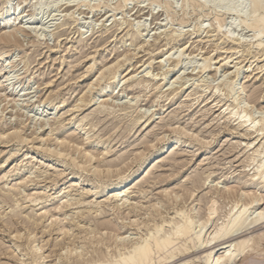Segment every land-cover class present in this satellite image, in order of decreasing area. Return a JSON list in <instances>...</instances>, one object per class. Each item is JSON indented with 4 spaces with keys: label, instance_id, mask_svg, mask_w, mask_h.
<instances>
[{
    "label": "rangeland",
    "instance_id": "1",
    "mask_svg": "<svg viewBox=\"0 0 264 264\" xmlns=\"http://www.w3.org/2000/svg\"><path fill=\"white\" fill-rule=\"evenodd\" d=\"M122 1L0 0V11L8 6L10 23L21 22L25 32L17 33L19 47H8L2 61L16 65L6 92L16 97L0 98V264H37L27 251L28 237L41 247L43 264H70L80 252L79 260L97 258L96 249L114 253L112 241L97 245L100 233L106 237L97 224L110 221L127 240L137 239L145 233L142 225H151L150 206L160 218L173 217L177 205L162 197L170 192L183 210L196 208L198 217L206 199L217 200L212 226L239 199L261 196L247 214L264 212V188L253 179L263 154L251 159L262 150L264 135L238 118L245 110L264 119V54L257 48L264 46V34L255 37L251 0H240L248 8L242 16L232 13L233 6L130 0L120 8ZM204 64L209 67L202 71ZM109 67L111 73L94 85ZM103 86L108 90L98 99ZM15 130L16 139L1 136ZM177 136V150L164 152L158 166H146L122 194L124 206L101 191L103 183L131 175L155 147ZM62 140L70 141L68 150L59 146ZM95 146V158L82 167L83 150ZM193 183L198 189L191 197L179 190ZM35 197L38 202H31ZM258 251L264 252V242ZM258 251L251 255L257 263L264 257Z\"/></svg>",
    "mask_w": 264,
    "mask_h": 264
},
{
    "label": "bare ground",
    "instance_id": "2",
    "mask_svg": "<svg viewBox=\"0 0 264 264\" xmlns=\"http://www.w3.org/2000/svg\"><path fill=\"white\" fill-rule=\"evenodd\" d=\"M128 1L130 0H123L122 3L120 4V8L124 7L126 2ZM184 1H185V4L186 3L196 4L199 6V8H207L209 6V7H212V9L214 8L218 10H221L222 8L225 9L229 6H233L234 9L232 8L233 9L232 13L238 16L244 15L248 10L247 5L245 3L240 2V0H184ZM251 2L253 3L252 5L253 15H254L253 25L259 30V31L257 30L255 37L259 38L261 37L262 34H264V13L258 14V12L260 11L263 12L264 7L260 6V0H251ZM249 4H250V1H249ZM165 5L166 7L170 5L169 0L167 1ZM9 17H10V14H9L8 6H6L4 10L0 11V26H3L2 30H0V45H3V48L5 49L7 48V50L0 49V88H1L0 98L2 99V101H5L6 99L9 100V98H12L9 101H14L15 100L14 98L16 97L14 96V93L9 92V94H6V92L8 93V87L11 84L10 81H13L12 76H10V74L12 75V73L14 72V69L16 68V65L11 61H8L6 65H3L2 61L6 62V59L9 56L8 47H19V42H18L19 38L17 39L18 37L17 33L24 32V27L18 26V25H21V22L18 23L17 25H14L15 23H10ZM41 28H43V26ZM136 28H137L136 29L137 31L138 27ZM132 29H135V27ZM201 29L202 28L200 27L197 28L196 32L201 31ZM92 30L93 28H91L90 31ZM132 31L135 32V30H132ZM178 36H180V33H178ZM227 38L229 39V37ZM231 41H236V40L234 39ZM257 48L263 51V54H264L263 45L257 44ZM208 67H209L208 64H204V66L200 67L201 68L200 70L203 71ZM110 70H112V67L107 68L103 72L102 71L99 72V76L97 77V81L94 85H98L100 83L102 78L105 76L106 71L111 73ZM128 75L129 74L124 76L123 79H125ZM13 89L14 88H12V90ZM107 90H108V87L106 86L105 87L103 86L102 88H100L99 95L97 96L98 99H101L104 96V94H106ZM20 91H18V93ZM1 93H4V94L2 95ZM79 101L81 103L85 102L82 98L79 99ZM76 108H79V105H77ZM45 112L46 110L44 109V107L40 109L39 110L40 116L43 115V113ZM232 114L238 115L237 111L235 110L232 111ZM36 115L37 114H35V116ZM238 116L240 120L239 124H242V125L249 124L248 128L256 129L255 130L256 132L260 133V135H264V119L263 118L261 119L253 118L250 112L245 111V110H243L242 113L239 114ZM137 122L138 120H135L134 123L136 124ZM45 123L46 122L42 121L41 125L43 126L45 125ZM78 127L80 126L77 125L76 128ZM17 134L18 133L15 130V131H12L11 134L2 133L1 136L2 137L7 136L6 137L7 139L9 138L16 139ZM179 137L180 136L174 137L172 140L165 142V143L162 142L160 146L155 147V149L159 150V152L156 153V150H155V153H153L152 156L144 160H141L140 165H138V168L134 172H132L131 175L125 178H122V179L119 178L120 180L118 179L119 181H117L116 183H108V182L103 183L100 186L101 191L106 192L108 194L109 193L114 194L110 197V200H113L114 202H122L123 201L122 198H124L125 196L122 194L126 192V189H128V187H130L132 184H134L136 181L140 179V177L146 170V166L148 165L149 167L155 166V165L158 166L161 162L160 159L163 154L170 152V151L173 152L177 150L176 147L179 144V139H180ZM69 139L70 141H72L73 137L70 136ZM86 140H88V138L85 139V141ZM70 141L62 140L60 141L59 146L62 147V149L66 148L68 150ZM94 142L96 146H98L100 143V141H97V142L94 141ZM96 146L91 147L89 150H86V149L83 150V153L81 154L82 155L81 157L82 167L89 165L91 161L95 158L94 152H95ZM77 147L78 146H75V151H78ZM104 151L105 150H103V152ZM148 151H150V149ZM255 153H257L258 155L256 157L251 158L252 161H254L255 158H257L261 154H263V157L260 158L257 163L253 179L256 182H259L256 184H262L264 188V145L261 151L259 152L255 151ZM61 155H62L61 152L56 153V156L58 157H60ZM173 159H175V157ZM78 164L76 165L79 166ZM110 169H111L110 165L106 166L107 172H109ZM82 171L89 172L90 170L82 169ZM147 176L146 177L149 178V175ZM147 182H144V183H147ZM197 189H198V186L195 183H193L191 188H188L186 186L179 187V190L183 191V194H185L188 197H191ZM228 192H229L228 190H226L225 192L222 191L221 194L223 196L227 194ZM242 196L249 197L250 195H246L245 193H243L241 194V197ZM162 197L164 200H167V202L169 203L171 202L172 206L177 205V207L173 208L174 209L173 217H170L169 219L160 218L161 212L159 211V209L155 205L150 206L149 210H151L152 212L150 215L151 217L149 218L147 222H150L151 225L149 224L145 225L142 223L143 224L142 228L145 229L144 235H140L138 236L137 239H132V240L131 239L127 240L126 239L127 237H124L125 233H123L121 229L116 228L110 221L99 222L97 224L99 227L98 231L99 229H103L105 231L106 237H103L101 233H100V239L98 238L99 240H96V237H95V240L97 241V245L102 243L103 241H106V242L112 241V244H114L116 247L115 248L116 252L105 253L103 251L100 253L101 250L96 249L95 252L96 251L99 252L97 258H89L86 260L81 259L82 261L79 260L82 255V252H80V254L75 255L72 258V262H70V264H216L217 260H220L221 264H236L240 260L242 264H250V263L264 264V257L263 259L261 258L262 260L261 262L257 263L254 261L255 259L252 260V256H251L258 251V249L264 242V217H262L260 213H258L254 218H251L247 214L249 213L250 210H253L256 208V206L258 205L257 203L262 199L261 196L258 195L257 198L254 197L253 199H248V202L246 201L242 202L241 199H239V201L234 203L233 207L230 210H228V213L227 212L225 213L224 218L222 217L223 218L222 221L218 223L215 222V225L213 226H212V223H213L212 221L215 220L217 213H218L217 200H215L213 197L205 200V203L203 206V215L200 217L197 216V212L195 213L196 208L194 209L191 208L189 210H183V207L179 204L181 202H176L177 194H174L172 196V193L170 192V193H165ZM35 198L36 199L32 200L31 202H38L39 198L38 197H35ZM239 202H240V205H239ZM125 204H126V201L124 200L120 206H124ZM179 205L181 207H179ZM118 207L119 206L117 203L116 208L118 209ZM63 208H65L64 204L58 207L57 211L60 212ZM45 213L47 212L44 211L43 213L39 215L40 219L44 217ZM261 213H264V212H261ZM158 217H159V220L157 221L156 218ZM13 223L14 222L12 221L11 224L10 223L8 224V226L13 225ZM260 225H263V228L261 230L258 229L260 230L258 233L250 231L253 228L260 226ZM125 226L127 225L124 224L123 227ZM129 226H132V225H129ZM211 227L213 228V230L207 235L208 230H210ZM135 228L137 230H140L139 224H137ZM15 232H14L15 233L14 237L15 239L18 240L19 239L18 236H20L19 235L20 231L17 229ZM97 234L99 233L97 232ZM206 235H207V238H206ZM93 238H94V235H93ZM32 239H33L32 237L31 238L28 237L25 240L26 245L28 247L27 251L30 254V257L32 258L33 262L37 264H43L46 257H43V258L42 256L38 257L39 256L38 252L41 250V247H33L31 245V243L32 244L34 243ZM95 242H91V244L93 245V243L95 244ZM258 252L262 253L263 251H258ZM71 255L72 254L70 251L65 256H71ZM64 259L67 260V257H65Z\"/></svg>",
    "mask_w": 264,
    "mask_h": 264
},
{
    "label": "snow or ice",
    "instance_id": "3",
    "mask_svg": "<svg viewBox=\"0 0 264 264\" xmlns=\"http://www.w3.org/2000/svg\"><path fill=\"white\" fill-rule=\"evenodd\" d=\"M260 6H261V7H264V0H260ZM260 215H261L262 217H264V213H260ZM216 264H221V261H220V260H217V261H216Z\"/></svg>",
    "mask_w": 264,
    "mask_h": 264
}]
</instances>
